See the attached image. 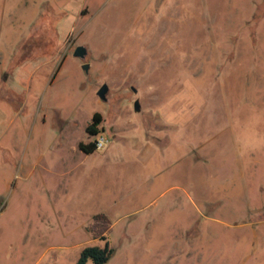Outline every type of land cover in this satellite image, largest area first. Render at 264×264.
<instances>
[{
  "label": "rangeland",
  "instance_id": "374dc122",
  "mask_svg": "<svg viewBox=\"0 0 264 264\" xmlns=\"http://www.w3.org/2000/svg\"><path fill=\"white\" fill-rule=\"evenodd\" d=\"M106 242L264 264V0H0V264Z\"/></svg>",
  "mask_w": 264,
  "mask_h": 264
},
{
  "label": "trees",
  "instance_id": "16d2710c",
  "mask_svg": "<svg viewBox=\"0 0 264 264\" xmlns=\"http://www.w3.org/2000/svg\"><path fill=\"white\" fill-rule=\"evenodd\" d=\"M101 120L100 113L95 112L91 121L85 127V131L89 136L94 137L97 133H99ZM78 147L86 154H90L95 151L94 140L87 143L79 142ZM112 252L113 249L107 242L104 246L88 245L81 249L76 264H86L88 262L90 264H105L112 255Z\"/></svg>",
  "mask_w": 264,
  "mask_h": 264
},
{
  "label": "water",
  "instance_id": "95a60500",
  "mask_svg": "<svg viewBox=\"0 0 264 264\" xmlns=\"http://www.w3.org/2000/svg\"><path fill=\"white\" fill-rule=\"evenodd\" d=\"M87 53L86 48L83 45H77L73 51V55L79 58H84L85 55ZM88 63H83L82 64V69H84L85 71H87L88 69ZM135 91V89H133ZM108 91V86L106 83H103L97 90V95L102 99L105 100L106 99V93ZM133 109L135 111H139L140 110V103L137 99L134 100L133 102Z\"/></svg>",
  "mask_w": 264,
  "mask_h": 264
},
{
  "label": "built area",
  "instance_id": "2783aa9c",
  "mask_svg": "<svg viewBox=\"0 0 264 264\" xmlns=\"http://www.w3.org/2000/svg\"><path fill=\"white\" fill-rule=\"evenodd\" d=\"M93 140L95 143V150L103 149L108 142V139L100 132L93 137Z\"/></svg>",
  "mask_w": 264,
  "mask_h": 264
}]
</instances>
